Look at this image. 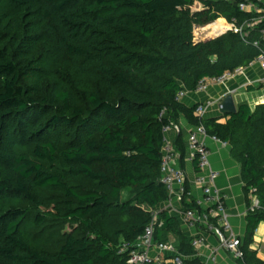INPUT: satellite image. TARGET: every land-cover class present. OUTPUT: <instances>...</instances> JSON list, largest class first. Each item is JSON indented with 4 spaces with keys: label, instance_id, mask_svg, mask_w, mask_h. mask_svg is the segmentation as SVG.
Instances as JSON below:
<instances>
[{
    "label": "trees",
    "instance_id": "obj_1",
    "mask_svg": "<svg viewBox=\"0 0 264 264\" xmlns=\"http://www.w3.org/2000/svg\"><path fill=\"white\" fill-rule=\"evenodd\" d=\"M4 1L33 24L32 39L53 34L68 55L81 58L82 71L97 84L80 103L61 82L35 95L22 84L14 43L5 41L0 28V264H128L151 211L167 199L160 181L164 131L181 114L230 147L245 197L259 202L251 210L247 201L245 259L264 264L247 250L264 222V103L253 110L241 104L233 115L204 118L195 113L197 105L176 100L180 90L194 91L203 78L248 67L264 50V19L245 36L227 31L195 40L196 26L215 20L240 26L254 15L239 9L242 0H203L198 11L191 9L193 0ZM220 30L214 23L205 35ZM27 144L33 145V159L20 152ZM48 189L62 194L60 206L47 207L36 197L37 190ZM123 192L129 195L122 198ZM19 198L37 212L6 207ZM48 216L75 225L54 251L33 245L28 237V228H44ZM157 220L156 241L174 237L181 255L195 254L175 217L159 210Z\"/></svg>",
    "mask_w": 264,
    "mask_h": 264
},
{
    "label": "built area",
    "instance_id": "obj_2",
    "mask_svg": "<svg viewBox=\"0 0 264 264\" xmlns=\"http://www.w3.org/2000/svg\"><path fill=\"white\" fill-rule=\"evenodd\" d=\"M203 0H193L197 5L198 11L202 8ZM238 7L241 11L254 15L251 19L245 21L238 26L235 23H228L225 20H215L211 23H226L223 33L233 31L241 36L247 35L246 30L252 29L258 20L264 19V0H242ZM222 33V34H223ZM260 35L264 40V28L260 29ZM258 46V41H254ZM258 64L263 75L260 84L264 86V50L260 51L251 61L250 65ZM243 67H237L233 71H225L222 75L214 78L201 79L193 92H202L210 82L222 83L235 74L243 72ZM186 90H180L176 95V100L181 101ZM210 105H197L195 113L200 117L204 116L205 109ZM175 130H179L178 124L175 122L172 126ZM208 137L203 125L194 126L189 132L186 143L188 159L196 162V176L194 182L203 195L204 205L197 200L191 199V194L186 186L185 172L179 164L180 156L174 151L172 144L164 140L162 147V158L160 165V181L167 191V199L170 203L174 198L177 204L173 210L180 215V222L193 231L191 237V247L194 250L199 249L206 243L208 236L212 235L216 239V245L211 247L207 259L202 264H216L219 251L228 253L232 260V264H248L244 251L242 239L234 233L230 224V214L226 206V196L217 187L216 179L218 172L213 170L209 160V149L203 142ZM213 140H216L212 138ZM218 141V140H217ZM184 202L194 203V207H185ZM259 202L256 197H251L250 209L257 208ZM159 210L151 212L149 223L145 226L142 235L134 243V248L128 256V264H187L185 256L181 255L174 243L158 242L155 240V228L159 226L157 213ZM156 252L152 255V252Z\"/></svg>",
    "mask_w": 264,
    "mask_h": 264
},
{
    "label": "crops",
    "instance_id": "obj_3",
    "mask_svg": "<svg viewBox=\"0 0 264 264\" xmlns=\"http://www.w3.org/2000/svg\"><path fill=\"white\" fill-rule=\"evenodd\" d=\"M262 75L263 72L261 68L255 63L244 68L242 73L235 74L222 83H208L205 90L202 92L186 90L181 102L188 107L210 102V105L205 109L203 117H219L222 115L218 110V103L227 94H231L237 107L241 104H246L253 110L256 105L264 103V86L260 84ZM248 87H253V89L248 90ZM223 120L224 119H222V121ZM176 123L179 126V130H175L173 127L166 128L164 131V140L170 142L174 151L179 154V164L181 160V150L178 147H182L184 163L183 170L185 172L186 186L191 194L190 197L193 200L200 201L204 205L203 195L194 182L196 168L193 161L188 159L189 150L187 148L186 139L194 125L189 123L183 114L179 116ZM203 142L209 149L211 167L218 172L216 185L226 196V206L230 214V224L232 229L244 243L246 226L245 215L247 201L249 202L250 195L245 197V194L243 193L240 166L231 157L230 147L228 145L221 141L213 140L211 137H205ZM169 200L170 203L168 200L160 203L157 206V210H164L171 216L175 217L180 224L182 233L191 238L193 231L180 222L179 213L173 210V208L177 207L175 199L171 198ZM170 238L175 240L174 237ZM216 242L214 236H208L205 245L195 250L194 255L185 256V258L191 263L196 260L199 264H202L207 259L211 247L216 245ZM261 242H264V222H261L257 226L252 239L247 246V250L254 252V256L257 260L264 262V254L260 252ZM155 254L156 252L153 251L152 255ZM216 264H232V260L228 253L219 251Z\"/></svg>",
    "mask_w": 264,
    "mask_h": 264
},
{
    "label": "rangeland",
    "instance_id": "obj_4",
    "mask_svg": "<svg viewBox=\"0 0 264 264\" xmlns=\"http://www.w3.org/2000/svg\"><path fill=\"white\" fill-rule=\"evenodd\" d=\"M192 8L197 10V5L195 4ZM11 21L13 24H10ZM212 24L214 23L196 26L194 30L195 40H206L221 35L224 27H227L226 23H217L221 30L210 36L205 35ZM32 25L28 19L15 14L9 3L0 0V28L7 36L5 41L9 44L14 43V56L16 60L20 61V68L23 73L22 84L32 90L35 95H40L45 93L53 84L61 82L73 89L77 102L80 103L84 93L97 84L94 76H88L82 71L81 67L85 66V63L82 62L81 58L68 55L65 49L58 44L53 34L40 33L37 36L39 40L35 41L34 37L32 39L31 36L35 33L31 29ZM32 150V144L20 147L21 153L33 159ZM69 182L80 185V188L88 187L85 182L78 179H70ZM35 195L47 207H50L51 204L60 206L62 203V194L55 190H37ZM128 195V193L123 192L122 198ZM249 202L251 204L250 197ZM6 207L28 208L32 212H37V209L23 198L10 200L6 203ZM46 221L47 226L44 228L42 226L29 227L28 237L33 245L54 251L58 249L64 234L73 231L75 225L72 226L69 220L55 216H48ZM171 242L174 243L173 240ZM260 252L264 254V242L260 244Z\"/></svg>",
    "mask_w": 264,
    "mask_h": 264
},
{
    "label": "water",
    "instance_id": "obj_5",
    "mask_svg": "<svg viewBox=\"0 0 264 264\" xmlns=\"http://www.w3.org/2000/svg\"><path fill=\"white\" fill-rule=\"evenodd\" d=\"M218 110L220 114L224 116L233 115L237 112V106L235 105L233 96L231 94H227L221 99V101L218 103Z\"/></svg>",
    "mask_w": 264,
    "mask_h": 264
}]
</instances>
